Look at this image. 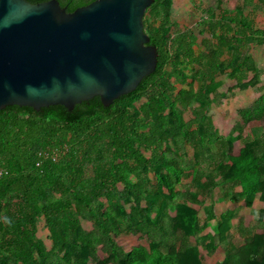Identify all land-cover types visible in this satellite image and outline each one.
Returning <instances> with one entry per match:
<instances>
[{"label": "trees", "instance_id": "1", "mask_svg": "<svg viewBox=\"0 0 264 264\" xmlns=\"http://www.w3.org/2000/svg\"><path fill=\"white\" fill-rule=\"evenodd\" d=\"M57 1L71 13L96 0ZM170 2L154 0L144 14L157 65L134 92L108 108L95 97L72 111H0V264H199L194 244L208 256L220 250L224 264H264V221L233 222L238 204L251 208L258 194L264 203V86L249 85L258 97L240 112L246 135L239 123L224 137L204 122L219 76L248 86L263 73L245 51L264 45L254 21L264 0L202 19L201 39L174 30ZM237 142L249 146L241 156ZM218 188L229 207L200 225ZM38 216L49 248L36 236ZM130 237L137 244L126 250Z\"/></svg>", "mask_w": 264, "mask_h": 264}, {"label": "water", "instance_id": "2", "mask_svg": "<svg viewBox=\"0 0 264 264\" xmlns=\"http://www.w3.org/2000/svg\"><path fill=\"white\" fill-rule=\"evenodd\" d=\"M154 0H96L69 13L57 0H0V111L104 108L154 73L143 17Z\"/></svg>", "mask_w": 264, "mask_h": 264}, {"label": "rangeland", "instance_id": "3", "mask_svg": "<svg viewBox=\"0 0 264 264\" xmlns=\"http://www.w3.org/2000/svg\"><path fill=\"white\" fill-rule=\"evenodd\" d=\"M169 15L171 23L174 24L175 29L180 31L191 30L193 31L197 39L200 37L199 23L202 19L207 18L209 15H219L223 11L232 9L239 5L242 0H170ZM255 26L257 29L264 30V11L259 12L254 17ZM245 56L251 57L258 68L262 70L260 77L249 76L246 80L248 86H237L233 82H229L225 75H221L216 80V95H218V102L212 105L210 112L205 119V125L212 126L218 134L221 136H237V133L233 131L237 123L243 126V134L248 133V126L243 124L241 120V111L251 109L258 97V94L249 87L264 86V45L262 46H250L245 51ZM191 73L190 70L187 71ZM136 103L135 106H138ZM260 124L264 129V115L261 118ZM235 154L242 155L249 150L248 145L235 143ZM222 190L220 188L215 189L212 195L207 198L204 205L198 210V218L200 225L210 217L213 213L219 212L224 207H229V204H223L221 200ZM239 211L234 224L238 219H242L245 227L259 226L260 221H264V203L261 201V196L256 195L251 208L238 204ZM236 207V206H230ZM79 223L82 229L89 230L90 225L79 218ZM260 230L256 229V234H260ZM37 238L40 239L46 248L50 247L48 241V234L44 228L43 218L38 216L37 218ZM199 235L193 237L192 242L195 243ZM137 244L136 237H130L125 242V249L129 250L131 247ZM194 247L198 250L196 260L199 264H224L225 257L220 250H217L213 255L208 256L206 251L194 244Z\"/></svg>", "mask_w": 264, "mask_h": 264}, {"label": "built area", "instance_id": "4", "mask_svg": "<svg viewBox=\"0 0 264 264\" xmlns=\"http://www.w3.org/2000/svg\"><path fill=\"white\" fill-rule=\"evenodd\" d=\"M4 175H6V172L2 169L0 165V178H2Z\"/></svg>", "mask_w": 264, "mask_h": 264}, {"label": "flooded vegetation", "instance_id": "5", "mask_svg": "<svg viewBox=\"0 0 264 264\" xmlns=\"http://www.w3.org/2000/svg\"><path fill=\"white\" fill-rule=\"evenodd\" d=\"M59 2V1H58ZM59 4H60V2H59ZM61 6V5H60Z\"/></svg>", "mask_w": 264, "mask_h": 264}]
</instances>
